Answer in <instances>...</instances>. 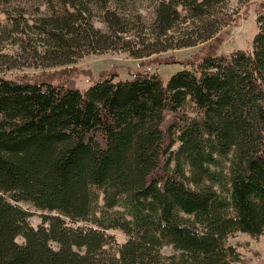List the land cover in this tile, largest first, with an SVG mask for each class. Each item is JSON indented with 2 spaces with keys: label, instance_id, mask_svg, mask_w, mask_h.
<instances>
[{
  "label": "trees",
  "instance_id": "1",
  "mask_svg": "<svg viewBox=\"0 0 264 264\" xmlns=\"http://www.w3.org/2000/svg\"><path fill=\"white\" fill-rule=\"evenodd\" d=\"M222 1L0 0V264L244 261L228 237L264 235V6L250 49L168 80L2 75L195 46L229 23Z\"/></svg>",
  "mask_w": 264,
  "mask_h": 264
},
{
  "label": "rangeland",
  "instance_id": "2",
  "mask_svg": "<svg viewBox=\"0 0 264 264\" xmlns=\"http://www.w3.org/2000/svg\"><path fill=\"white\" fill-rule=\"evenodd\" d=\"M25 3V0H22ZM264 6V0H223L220 4L221 14L228 16L229 23L209 41L201 42L195 46H187L157 53L144 58L128 57L125 53L104 55H89L82 61L64 67L56 68H14L2 73L13 78L42 79L57 76L56 80L71 73L75 85L81 90L87 89L95 79L106 72H116V78H129L137 71L157 72L164 80L184 67H191L192 60L202 59L210 51L221 54L236 48L250 49L253 38L258 30L257 9ZM216 39V42H212ZM24 208L32 213L30 221L37 225L42 221L43 210L27 201H19ZM118 240H124L126 235L120 230H114ZM22 241V236L18 237ZM229 243H238L244 261H235L233 264H264V235L253 237L247 232L238 231L228 237ZM171 247L165 251L170 252Z\"/></svg>",
  "mask_w": 264,
  "mask_h": 264
},
{
  "label": "water",
  "instance_id": "3",
  "mask_svg": "<svg viewBox=\"0 0 264 264\" xmlns=\"http://www.w3.org/2000/svg\"><path fill=\"white\" fill-rule=\"evenodd\" d=\"M212 42H216V39H213V41Z\"/></svg>",
  "mask_w": 264,
  "mask_h": 264
}]
</instances>
